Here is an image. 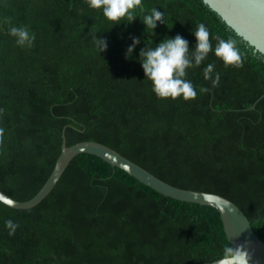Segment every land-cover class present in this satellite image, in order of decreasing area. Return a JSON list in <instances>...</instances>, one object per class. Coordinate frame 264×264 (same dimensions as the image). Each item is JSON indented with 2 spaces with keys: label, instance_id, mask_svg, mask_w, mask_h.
<instances>
[{
  "label": "trees",
  "instance_id": "1",
  "mask_svg": "<svg viewBox=\"0 0 264 264\" xmlns=\"http://www.w3.org/2000/svg\"><path fill=\"white\" fill-rule=\"evenodd\" d=\"M145 4L164 10L172 28L159 25L154 37L139 18L115 25L86 0H0V189L33 198L65 132L67 145L102 142L175 186L231 199L264 240V54L204 0ZM201 22L237 41L243 67L210 54L188 71L207 93L157 98L140 63L125 59L131 36L159 43L181 34L195 47L190 29ZM11 25L29 26L34 46H17ZM96 34L107 37V51L96 48ZM208 63L220 74L216 87L204 79ZM8 219L19 225L14 235ZM226 247L216 208L166 196L88 153L34 207L0 201V264H204L227 257Z\"/></svg>",
  "mask_w": 264,
  "mask_h": 264
},
{
  "label": "clouds",
  "instance_id": "2",
  "mask_svg": "<svg viewBox=\"0 0 264 264\" xmlns=\"http://www.w3.org/2000/svg\"><path fill=\"white\" fill-rule=\"evenodd\" d=\"M86 3L89 8L100 10L103 16L115 25L131 24L139 18L146 26V33L154 37L157 35L156 29L159 25L166 24L169 29L172 28L169 27L166 12L158 7L148 8L145 0H86ZM6 23L11 24V21ZM190 31L196 37L195 47H192L190 41L181 34L165 35L159 43H155L154 40L149 42L144 37L131 36L132 43L127 47L125 59H135L140 63L145 79L151 81L152 91L159 99L182 98L187 101L195 99L198 91L207 93L209 91L207 87L197 90L188 79V71L204 64L210 54L222 60L225 67H243L244 56L236 40L212 34L203 22L195 24ZM8 35L13 37L16 45L21 48H32L35 44V33L27 25H11L8 28ZM142 39L145 46L140 48L137 56L136 48ZM213 41L216 43L213 44ZM93 42L100 53L109 48L107 37L96 34L93 36ZM203 75L205 80L211 81L212 87L219 85L220 74L215 71L213 63L203 67ZM5 227L9 230V235H14L19 225L8 219L5 221ZM240 249L226 247L224 253L238 264H249V254L244 251L241 255Z\"/></svg>",
  "mask_w": 264,
  "mask_h": 264
},
{
  "label": "water",
  "instance_id": "3",
  "mask_svg": "<svg viewBox=\"0 0 264 264\" xmlns=\"http://www.w3.org/2000/svg\"><path fill=\"white\" fill-rule=\"evenodd\" d=\"M204 1L250 45L264 54V0ZM263 97L264 94L259 100ZM253 108L255 104L251 106V109ZM82 153L102 158L166 196L216 208L220 212L231 247L241 248V255L246 251L250 257L249 264H264V240L257 234L246 213L231 199L218 193L175 186L102 142L85 140L67 145L65 132H63L62 150L54 169L38 193L29 200L20 201L0 189V201L16 209L34 207L50 194L72 159ZM204 264H238V262L227 256Z\"/></svg>",
  "mask_w": 264,
  "mask_h": 264
}]
</instances>
